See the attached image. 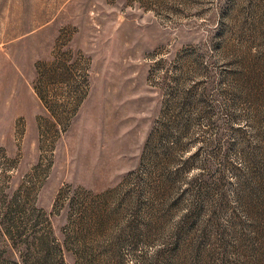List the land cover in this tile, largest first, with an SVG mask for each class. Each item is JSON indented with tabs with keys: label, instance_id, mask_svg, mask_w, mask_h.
Instances as JSON below:
<instances>
[{
	"label": "rangeland",
	"instance_id": "374dc122",
	"mask_svg": "<svg viewBox=\"0 0 264 264\" xmlns=\"http://www.w3.org/2000/svg\"><path fill=\"white\" fill-rule=\"evenodd\" d=\"M0 264H264V0H0Z\"/></svg>",
	"mask_w": 264,
	"mask_h": 264
}]
</instances>
